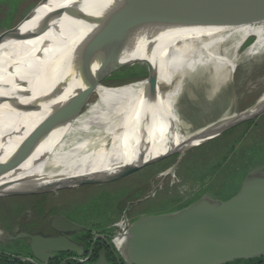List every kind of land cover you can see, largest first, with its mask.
I'll list each match as a JSON object with an SVG mask.
<instances>
[{
  "label": "bare ground",
  "instance_id": "6f19581e",
  "mask_svg": "<svg viewBox=\"0 0 264 264\" xmlns=\"http://www.w3.org/2000/svg\"><path fill=\"white\" fill-rule=\"evenodd\" d=\"M163 1L100 0L89 28L77 32L92 37L88 54L53 74L27 80L0 75V134L8 130L14 134L0 139V191L53 190L85 178L108 179L164 153L190 149L220 132L226 123L194 132L181 117L177 99L186 76L208 69L224 78L231 73L235 69L231 54L256 27L262 33L244 53L264 51V7L252 6L255 0H201L205 9L180 54L156 76L125 85L94 82L72 95L87 78L148 55L140 52L163 34L131 40L129 22ZM189 3L194 0L184 1L181 8ZM173 34L168 37V52ZM121 41L128 43L122 46ZM263 106L264 95L240 116L254 115Z\"/></svg>",
  "mask_w": 264,
  "mask_h": 264
},
{
  "label": "rangeland",
  "instance_id": "374dc122",
  "mask_svg": "<svg viewBox=\"0 0 264 264\" xmlns=\"http://www.w3.org/2000/svg\"><path fill=\"white\" fill-rule=\"evenodd\" d=\"M45 1L25 0L17 12L11 13L8 12L10 5L6 4L3 6L5 8H0V34L11 29L15 24L24 19L33 8L34 13L32 18L35 21L39 18L45 19V23L32 21V31H30L33 34L32 41L25 40V25L22 28V32L14 38L15 40L5 42L4 44H2L3 42L1 43L0 75L4 74V76L13 79L27 80L42 74H53L67 68L79 60L82 55L90 52L92 40L89 37L86 38L88 36L87 34L86 36H81V32H77L81 30L85 31L89 28V25L93 22L97 14V9H99V0H49L47 3L42 4ZM184 1L186 0H181L182 4ZM182 4L176 5L172 0H166L162 3L155 2L153 9L151 7L145 10L133 22V25H130L131 34L129 39L143 38L152 34H163L162 36H165L174 29H186L184 30L185 33L188 31L191 32L205 8L200 5L201 0H194V3L185 4L181 8ZM183 8L185 12L181 13ZM172 9L173 11H171ZM8 17L10 20L7 19ZM172 20V25L165 32L167 24ZM261 33L262 28L256 27L240 45L238 50L234 54H231L230 58L234 61L235 69L231 73H228L225 78L223 76H217L211 69H208L199 76L185 77L183 81L184 85L180 90L181 97L179 100L177 99V103L181 106V117L184 121L192 125L194 132L232 121L237 115L243 114L255 106L262 98L264 95V51L253 55H245L244 53ZM43 36L45 38L42 39ZM65 40L69 41L63 44ZM126 41H121V45L126 46V43H128ZM181 45L182 43L179 42L170 52H177ZM60 52L61 55L59 58L55 62H52ZM114 53L110 56L112 57ZM39 55L41 57L39 58L40 60L47 62V64L45 62L38 65L39 68H43L39 71L40 73L31 72L20 77L12 76L19 66L24 65L27 67L29 65L25 63L39 61L38 58H34ZM144 58L146 59L143 62L139 61L140 63L127 61L126 63L130 64L124 65L126 67H121L120 72L110 74L103 81L105 84L118 85L141 80L152 71L160 72V69L166 65L168 60L166 53H155ZM148 63L152 66H149ZM134 64H138V66ZM130 67L133 70L128 72L131 69ZM124 68H128V70L126 71ZM93 99L94 97L90 98L88 104H91ZM262 114H264V111L253 118L257 119V122L260 124L263 123L261 130H259L260 132L264 126V116L262 118L259 117ZM222 133L205 141L201 145L208 143ZM13 135V131L8 130L0 134V139L3 136L12 137ZM252 146L253 152H261V159L263 160L257 161L254 166L252 165L248 168L246 163L250 160L246 161L245 158L242 159V156L245 153V148H252ZM234 147L235 154L230 167H237L234 170L235 172L229 176L232 180L229 179L227 182L224 179L222 185L212 184L214 190L211 191L214 194L220 193L214 195L217 198H214L209 193L204 194L212 200L220 201L225 196L236 194L247 176L264 174V147L260 145L257 148L255 143L253 144L246 135L236 140ZM191 149L182 151L184 152L182 157ZM217 149L218 143L216 141L209 142L206 149L194 151V157L197 158L203 153H207L208 150L215 152ZM251 154L253 155V153ZM175 157L177 158V155L165 159L161 163V165H165V168L156 175L149 176V178L147 176L148 172L144 168L118 180L91 184L92 186L86 189L81 188V186H76L65 188L67 191L71 190L73 192L62 193L61 191L65 189H61L37 195H46L47 199L52 202L48 204L47 209L54 204L59 205L60 201L65 203L64 208L68 209L66 210V216L86 228L93 238L104 229L107 224L105 222L109 216L113 218L112 220L114 222H117L123 213H126V216L132 223V220H137L147 215L172 213L178 205L184 203L182 200L186 202L190 196L196 197L198 194H201L203 189L206 190L207 187H202V183L194 182L192 176L183 178L177 173V167H173L176 161ZM256 160L257 157L255 158ZM244 163L246 171L244 170ZM164 171H168L167 178L156 189L153 196L146 199L145 202L130 203L127 211L125 209L127 203L124 210L121 212L118 210L121 201H127L129 196L134 195L136 192L138 193L140 190H143L142 197L149 195L151 187L156 186L161 179L158 176L159 173ZM35 196H10L0 198V244L4 245L9 242L5 241L3 237L4 228H11L9 230L11 233L17 231L16 223L23 211L32 207L33 203L39 201H36L38 198H35ZM162 199H170L172 201L163 202ZM129 201L133 200L130 199ZM148 204H150L151 210L146 213L141 212V208ZM9 244H13V241Z\"/></svg>",
  "mask_w": 264,
  "mask_h": 264
},
{
  "label": "water",
  "instance_id": "95a60500",
  "mask_svg": "<svg viewBox=\"0 0 264 264\" xmlns=\"http://www.w3.org/2000/svg\"><path fill=\"white\" fill-rule=\"evenodd\" d=\"M252 6L264 7V0H255ZM33 9L11 29L0 34V43L15 37L20 32V25ZM129 24L133 25L132 22ZM126 64L130 63L109 67L93 78H87L81 87L77 86L72 94L73 97L82 93L85 89L83 86L86 84L88 86L98 82L108 85L103 81L104 78ZM148 65L152 66L150 63ZM156 75L157 72L152 71L145 78L137 81L151 79ZM125 84L127 83L118 85ZM263 111L264 106L254 115L247 117L237 115L215 136L239 123L253 119ZM183 153L179 151L164 153L155 159L120 171L108 179L85 178L44 191L32 189L0 191V198L37 195L87 184L111 182L173 155H177L173 164L176 168ZM128 207L129 204L126 209ZM49 225L56 234L23 230L11 233L6 230L3 232V237L5 240L26 239L33 261L37 264H46L54 258L56 253L71 252L79 257L84 255L83 244L69 237L70 233L82 231L84 227L62 215L52 216L49 219ZM100 255L99 260L91 264H110L104 257V251H101ZM115 255L119 264H121V258L123 264H222L235 259L264 255V174L247 176L236 194L226 200L215 201L203 195L188 206L172 213L151 214L133 221L127 230L124 247L115 251Z\"/></svg>",
  "mask_w": 264,
  "mask_h": 264
},
{
  "label": "trees",
  "instance_id": "16d2710c",
  "mask_svg": "<svg viewBox=\"0 0 264 264\" xmlns=\"http://www.w3.org/2000/svg\"><path fill=\"white\" fill-rule=\"evenodd\" d=\"M25 0H0V8L3 7L4 5H10L8 12H17L20 9V5L23 4ZM49 0H46L44 3H47ZM100 1V0H99ZM5 8V7H3ZM185 10L183 8L181 13H184ZM9 15V14H8ZM8 20L9 17L7 18ZM34 20V18L31 19V21L26 25L25 27V34L27 33V35L25 37V40L27 39L26 37H29L27 40L32 41L33 40V34L30 32L32 31V21ZM34 22H44L45 23V19L43 18H39L37 21L34 20ZM7 23V21H6ZM6 26V25H4ZM88 27V26H87ZM186 30V29H184ZM184 30H172L171 32H169L167 35L160 37L156 42H154L153 44H150L147 48L143 49L140 53H145L148 54L147 56L150 55H154L155 53H161V54H165L167 56V62H166V66H169L173 60L180 54L182 48L184 47L186 41L188 40L191 32L188 31L185 33ZM173 34V38H174V44L172 49L174 48V46H177L179 42L182 43L181 47L178 49L177 52H168V44L171 41L170 35ZM55 37V36H54ZM90 38L92 40V37L90 35H88L86 38ZM63 53V51H62ZM61 55L58 54L55 59L52 62H55L59 56ZM145 56V57H147ZM36 58H41L40 55L39 56H35ZM146 58H137L133 61H136L138 63L143 62L141 60H144ZM137 60H140L137 61ZM46 61L44 60H40L36 61V62H31V63H25L26 65H29L27 67H25L24 65L19 66L15 72L14 75H12L13 77H20V76H24L27 75L31 72H35V73H40L39 71H41L43 68H39L38 65L41 63H45ZM135 63V62H133ZM47 64V62H46ZM137 65L138 64H134ZM129 66V65H128ZM126 67V66H124ZM131 68V69H130ZM128 70V68H124L126 71L128 70V72L132 69V67H130ZM122 69V68H121ZM123 69V70H124ZM162 69V68H161ZM160 69V70H161ZM24 70V71H23ZM116 72H120V69L112 72L116 73ZM109 76V75H108ZM122 84V83H121ZM108 85H117V84H108ZM264 116V114L260 115L259 117L262 118ZM263 124V123H262ZM259 122H257V119H251L248 121H244L242 123H239L231 128H229L228 130L224 131L220 136L212 139L209 142H217L218 143V149L214 152L211 150H208L207 153H203L202 155H200L199 157L195 158L194 157V151H198L199 149H206L207 145L209 144H203L197 147L192 148L189 152H187L180 160L178 166H177V173L182 176L183 178H186L188 176H192L193 177V181L194 182H198V183H202V187L206 186V190H202L201 194H198L196 197H189L188 200H186V202L184 200H182L184 203H181V205H178L175 208V211L180 210L186 206H188L189 204H191L192 202L196 201L197 199H199L202 195L204 194H211L212 196L214 195H218L220 193H213L211 190H214L212 188V184H219L222 185V181L225 179L227 182L228 180L231 178L229 177L231 174H233L236 169L237 166H235L234 168L230 167V164L232 163L233 157H234V143L236 140H238L241 136L246 135L247 138L253 142V144L255 143V146L258 148L260 145L261 147H264V126H263V130L260 132L259 130H261V125ZM244 126V128L242 129V127ZM255 150V149H254ZM193 153V154H192ZM253 153V155L251 154ZM253 152V146L245 148V153L242 156V159L245 158V160H250L247 161L246 166L249 168L252 165L254 166L256 164L257 161L263 160L261 159L262 155L261 152L259 151V153ZM176 156V155H175ZM257 157V160L255 161V158ZM176 158V157H175ZM174 158V159H175ZM244 160V162H245ZM164 160L151 164L147 167H145V169L147 170V176L149 178V176H154L156 175L158 172L162 171L165 168V165H161V163ZM244 167H245V163H244ZM246 169V167L244 168V170ZM246 171V170H245ZM232 180V179H230ZM90 186H92L91 184H87V185H83L81 186V188H89ZM80 188V189H81ZM142 191L140 190L138 191V193H134V195L129 196L127 201L131 200H136L142 197ZM62 193L64 192H73L71 190L67 191L66 189L64 191H61ZM194 194V193H193ZM37 196V197H36ZM35 198L39 200L37 201V203H33V209L32 211L34 212L35 216H39L41 217L42 214L45 213V211L49 214V215H64L66 216V208H64L65 203H62L60 201L59 205H52L51 207H49V209H47L48 204L52 203L51 201H49L46 197V195H36ZM231 196H225L224 198H222L221 200H226ZM214 198H217V196H214ZM171 199V198H170ZM168 200V199H162L163 202H169L172 200ZM126 200L121 201L118 210L121 212L122 210H124V207L127 203ZM174 201V200H173ZM151 210V206L150 204L148 205H144L141 208V212H149ZM80 218V217H79ZM81 219V218H80ZM135 220V219H134ZM133 220V221H134ZM8 229V228H7ZM9 230V229H8ZM79 237L81 238H88L90 239V234L89 233H85V232H80ZM17 242L19 241H14L13 245L10 244H0V264H36L30 260H27V257H31L29 248L27 246L25 247H21L16 245ZM91 240L88 241V246H90ZM101 250H105V257L107 258L108 261L112 260L114 264H117V262L115 261V258L113 256V254L109 251V249L107 248V246L105 245V243L103 242H95L93 247H92V255L90 258V262L94 263L96 262L100 255V251ZM72 254V253H71ZM64 255V253H59L57 254L56 257H54V259L48 261L46 264H59L62 262V256ZM123 264V263H122ZM222 264H264V255L261 256H257V257H252V258H246V259H235L233 261L230 262H226V263H222Z\"/></svg>",
  "mask_w": 264,
  "mask_h": 264
},
{
  "label": "flooded vegetation",
  "instance_id": "af4514ba",
  "mask_svg": "<svg viewBox=\"0 0 264 264\" xmlns=\"http://www.w3.org/2000/svg\"><path fill=\"white\" fill-rule=\"evenodd\" d=\"M50 27H52V26L50 25ZM26 38L28 39L29 37H26ZM43 38H45V37L43 36L42 39ZM145 200L146 199H140L139 198V199H136V200H133V201H127V204H129V207H130V203H138V202L141 203V202H145ZM32 209H33V206L28 208V209H25L23 211V213L21 214L18 222L16 223L17 231L18 230H23V231H28V232H41L43 234H53V235L56 234V232L49 225V219L52 216H56V215H49L45 211V213L42 214L41 217H39V216H35L34 215V212L32 211ZM125 209H126V207H125ZM127 210L128 209H126V211ZM62 216H64V215H62ZM65 217L70 219L67 216H65ZM112 219L113 218L111 216L107 217V221L105 222V223H107L106 226L104 227V229L100 233L96 234L93 238L91 237V235H90V239H89V237L88 238H81V237L78 236L80 232L88 233L86 228H84V230L79 231V232L70 233L69 237L72 240L83 244V246H84V255L79 257V256H76L74 253L71 254V252H65L64 255L62 256V259H61L62 262L59 263V264H91L92 262H90V258H91V255H92V247H93L94 243L97 242V241L105 243V245L107 246L109 251L113 254V256L115 258V261L117 262V264H119V261L117 260V257L115 255V251H119V250L113 245V243L111 242V239H110V236L113 234V232L115 230L114 224L116 223ZM6 230H8V229L4 228V231H6ZM89 240H91L90 246H88V241ZM5 241H9L6 244H9L11 241H13V243H14V241H19V242H17L16 245L21 246V247L27 246L29 248L28 243H27L28 241L26 239H17V240H11V241L10 240H5ZM10 245H13V244H10ZM101 251H104V257H105V250H101ZM101 251H100V254H101ZM57 254H59V253H56L54 257H56ZM26 259L34 262L33 261L34 259H33L32 256L31 257H27ZM52 259H54V258H52ZM106 260H107V258H106ZM107 262L110 263V264H114L112 260H110V261L107 260ZM120 262H121V264L123 263L122 258L120 259Z\"/></svg>",
  "mask_w": 264,
  "mask_h": 264
},
{
  "label": "built area",
  "instance_id": "2783aa9c",
  "mask_svg": "<svg viewBox=\"0 0 264 264\" xmlns=\"http://www.w3.org/2000/svg\"><path fill=\"white\" fill-rule=\"evenodd\" d=\"M167 174H168V171H164V172L159 173L158 176L161 178L159 183L156 186L151 187V189H150L151 191L149 192V195L141 197L140 199H147V198L153 196L156 192V189L159 188L162 185V183L164 182V180L167 178ZM195 191H196V189H195ZM130 225H131V222L128 220L125 213L122 215V217L119 219V221H117L114 224L115 230H114L113 234L110 236V239H111V242L113 243V245L118 250H121L126 243V233H127V230H128Z\"/></svg>",
  "mask_w": 264,
  "mask_h": 264
}]
</instances>
